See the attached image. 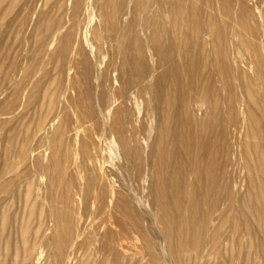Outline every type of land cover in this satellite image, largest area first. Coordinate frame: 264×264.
I'll return each instance as SVG.
<instances>
[{"label": "rangeland", "instance_id": "rangeland-1", "mask_svg": "<svg viewBox=\"0 0 264 264\" xmlns=\"http://www.w3.org/2000/svg\"><path fill=\"white\" fill-rule=\"evenodd\" d=\"M0 264H264V0H0Z\"/></svg>", "mask_w": 264, "mask_h": 264}, {"label": "bare ground", "instance_id": "bare-ground-1", "mask_svg": "<svg viewBox=\"0 0 264 264\" xmlns=\"http://www.w3.org/2000/svg\"><path fill=\"white\" fill-rule=\"evenodd\" d=\"M215 123V122H214ZM182 127V126H181ZM213 127V126H212ZM218 131V130H217ZM187 135H191V134H187ZM187 135H186V137H187ZM215 136V135H214ZM195 138V137H194ZM186 140H188L187 138H186ZM225 141V140H224ZM162 143V142H161ZM165 143V142H164ZM203 145V144H202ZM161 148H163V147H161ZM170 148V147H169ZM171 149V148H170ZM210 151H211V154H210V157H211V159H212V153H213V155H214V152H215V150L217 151V149H216V141H214L213 143H212V145H210ZM163 150H164V148H163ZM162 150V151H163ZM169 150V149H168ZM187 151V150H186ZM198 151V150H197ZM159 153H161V152H159ZM177 153H180V152H177ZM175 154V153H174ZM181 154H182V152H181ZM222 154H224V153H222ZM162 156H163V154H162ZM167 156V155H166ZM165 156V157H166ZM177 158H178V156H177ZM186 158V157H185ZM194 158H197L198 160L200 159V157L199 156H195L194 155ZM202 158V157H201ZM181 159V158H180ZM179 159V160H180ZM190 159V158H189ZM216 159H218V157L216 158ZM162 160V159H161ZM165 160V159H164ZM193 160V159H192ZM225 160V159H224ZM160 161V160H159ZM169 161V160H168ZM171 161V160H170ZM177 161V160H176ZM217 161V160H216ZM167 162V161H166ZM166 162H163V163H166ZM174 162V161H173ZM180 162V161H179ZM194 162H196V161H194ZM171 163V162H170ZM184 163V162H183ZM187 163H189V162H187ZM192 163H193V161H192ZM191 163V164H192ZM172 164V163H171ZM182 164V163H181ZM190 164V163H189ZM188 164V165H189ZM198 164V163H197ZM163 166H164V164H163ZM170 166V165H169ZM179 166V165H178ZM181 166H183V165H181ZM186 166V165H185ZM192 166V165H191ZM194 166V165H193ZM201 166V165H200ZM172 167V166H171ZM164 168V167H163ZM166 168V167H165ZM177 168V167H176ZM179 168V167H178ZM183 168V167H182ZM182 168H179L178 170L179 171H182ZM185 168V167H184ZM191 168V167H190ZM212 168H213V166L212 165H208L207 167H206V171H212ZM161 169V168H160ZM187 169H188V167H187ZM194 169V167L192 168V170ZM202 169H205V168H201V167H197L196 168V171L197 172H202ZM162 171V170H161ZM174 171V170H173ZM195 171V172H196ZM196 172V173H197ZM164 173V172H163ZM166 173V172H165ZM164 173V174H165ZM179 173V172H178ZM181 173V172H180ZM184 173H185V171H184ZM188 173V172H187ZM166 175V174H165ZM175 175V174H174ZM161 176V175H160ZM167 177V176H166ZM181 178V177H180ZM183 178V177H182ZM173 179V178H172ZM171 180V179H170ZM178 180V179H177ZM176 180V181H177ZM171 182V181H170ZM174 183V182H173ZM187 185V184H186ZM182 186V185H181ZM184 187V186H183ZM190 187V186H189ZM192 188V187H191ZM158 189L160 190V198H159V201H160V204H161V206H162V208H163V211L165 212V215L168 217V219H169V221H176L177 223H179L180 225H183L184 223H186L187 221H186V219H181L180 218V216H178V215H175L174 213H173V209H172V203H174L173 201H178V199L182 196V194L183 193H181V191H183L182 189H181V187L180 188H176L175 186H174V192H171V193H169V189H172L171 188V186H170V183H169V181H168V179H166V180H164V182H162V183H160L159 184V187H158ZM172 189V190H173ZM190 195H192V193L190 194ZM214 196L215 194L213 193V192H211V193H209L208 194V196ZM171 203V204H170ZM175 204V203H174ZM178 204V203H177ZM193 205V204H192ZM190 207V206H189ZM192 207H194V206H191L190 208L192 209Z\"/></svg>", "mask_w": 264, "mask_h": 264}]
</instances>
